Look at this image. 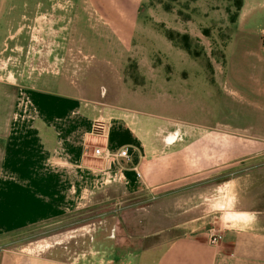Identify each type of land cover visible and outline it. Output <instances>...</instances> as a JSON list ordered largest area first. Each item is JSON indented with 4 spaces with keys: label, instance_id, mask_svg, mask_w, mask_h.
<instances>
[{
    "label": "rangeland",
    "instance_id": "obj_1",
    "mask_svg": "<svg viewBox=\"0 0 264 264\" xmlns=\"http://www.w3.org/2000/svg\"><path fill=\"white\" fill-rule=\"evenodd\" d=\"M246 1V14L236 22L244 0H129L121 17L111 8L110 17L120 33L110 37L96 23L93 8L81 5L84 38L75 39L53 36L49 21L54 18L45 12L34 14L32 24L18 14L16 37L0 53V127H6L20 110L23 92L38 115L37 100L42 95L55 100L79 97L91 118L103 116L110 121L111 145L126 142L120 133L124 128L136 134L162 130L165 143L179 133L176 142L182 146L178 148L202 143L208 151L194 150V146L177 151L183 160L162 163L172 174L180 173L175 164H183L193 176L172 186L180 192H200L197 210L215 204L214 209L223 210L224 219L231 220L235 216L231 196L223 197L219 191L236 169H241L237 173L241 177L248 175L247 164L233 166V147L246 148L249 138L237 132L248 127V105L229 92L238 93L243 87L233 84V70L226 80L227 61L234 36H240L241 42L245 34L251 35L252 43L255 37L264 39V0ZM168 32L174 41L168 39ZM244 53H237L235 61L246 84L249 63L255 57ZM63 105V110L72 107ZM202 154L208 156V167L200 166ZM101 168L98 161L95 172L82 175L79 190L85 192L78 208L75 201V209L70 204L64 216L0 236V247L48 255L57 264H65L92 251L121 254L145 245L142 236L151 233L149 223L156 222L145 208L151 210L159 202L170 205L152 192L159 170L146 168L148 181L128 187L103 183ZM171 208H175L174 199ZM169 223L165 219L162 227Z\"/></svg>",
    "mask_w": 264,
    "mask_h": 264
},
{
    "label": "crops",
    "instance_id": "obj_2",
    "mask_svg": "<svg viewBox=\"0 0 264 264\" xmlns=\"http://www.w3.org/2000/svg\"><path fill=\"white\" fill-rule=\"evenodd\" d=\"M46 1L0 0V53L5 50L7 41L16 37L18 14L32 24L34 14L45 12L48 17L54 18L49 23L54 26L53 36L57 39L84 38L80 11L81 5H84L93 8L97 16L95 21L103 25L104 34L118 36L120 31L110 17L111 8L121 17L126 13L123 8L126 9L129 0ZM247 5L244 0L236 22L245 16ZM28 27L30 29L31 25ZM92 29L97 31L99 27L92 25ZM245 35L243 42L238 41L240 36L233 37L226 80L232 77L233 70V84L243 88L238 93L236 90L229 92L248 105V127L243 129L244 132H237L248 135L249 144L246 148L241 145L233 147V166L241 168V165L247 164L248 175L241 177L237 174L241 169H236L232 179L224 183L219 191L225 194L223 197L231 196L235 216L225 220L223 210H215V204L197 210L202 198L200 192H180L176 190L177 186H172L193 177L189 174L191 172H185L183 164H175L180 173L172 174L171 169L165 170L162 165L174 163L175 159L183 160L177 151L192 150L194 146V150L207 152L206 144L178 148L182 146L176 142L179 133L169 136L170 143H165L161 138L162 130L159 133L136 134L124 128L120 130L126 139L122 145H111L108 138L112 149L130 148L131 158L123 162L126 169L122 184L130 187L133 182H140L136 170L146 182V168L152 166L159 170L152 192L157 198L169 200L170 205L165 207L159 202L151 210L145 208V212L151 211L156 217V222L149 223L153 231L142 236L145 245L121 254L113 250L102 254L92 251L65 264H264V39L255 37L252 43L251 35ZM241 51L255 57L254 62L249 63L247 85L241 67L235 61ZM41 97L37 100L41 107L33 99L39 108V115L31 124L20 125L12 118L6 127H0V236L64 216L69 206L75 209V201L78 208L81 195L85 192L79 190L82 175L96 170L94 167L98 161L91 160L85 146L93 121L85 103L76 96L56 100L45 95ZM64 103L72 107L63 110ZM245 156L249 157L247 161L242 160ZM207 157L206 154L201 155L200 166L208 167ZM203 158L206 159L204 163ZM173 199L174 209L171 208ZM165 219L170 223L162 227ZM212 229L222 233V239L216 246L207 241ZM0 264H57V261L48 255L0 247Z\"/></svg>",
    "mask_w": 264,
    "mask_h": 264
},
{
    "label": "built area",
    "instance_id": "obj_3",
    "mask_svg": "<svg viewBox=\"0 0 264 264\" xmlns=\"http://www.w3.org/2000/svg\"><path fill=\"white\" fill-rule=\"evenodd\" d=\"M20 110L14 114L13 119L20 123L30 122L37 116V111L34 113L30 107L33 105L29 96L20 92ZM111 124L103 116H98L93 119L91 130L88 133V141L86 142L87 155L92 159L99 161L102 164L100 172L102 173L103 183H122L125 181V164L131 158L130 148L128 146L118 149H112L109 145V130ZM96 171V170H95ZM93 171V172H95ZM137 178L140 182H144L141 173L136 170ZM145 183V182H144ZM222 239L220 230L212 229L208 236L207 241L211 245H218Z\"/></svg>",
    "mask_w": 264,
    "mask_h": 264
},
{
    "label": "trees",
    "instance_id": "obj_4",
    "mask_svg": "<svg viewBox=\"0 0 264 264\" xmlns=\"http://www.w3.org/2000/svg\"><path fill=\"white\" fill-rule=\"evenodd\" d=\"M241 7H242V5H240V8H241ZM167 36H168V39H169L170 41H174V40H175L174 37H173V34H172V33L168 32V33H167ZM185 39H186V38H185ZM184 48H185L186 50H189V47H188L187 44L184 46Z\"/></svg>",
    "mask_w": 264,
    "mask_h": 264
}]
</instances>
